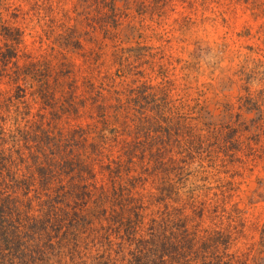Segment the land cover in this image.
Listing matches in <instances>:
<instances>
[{"label": "rangeland", "instance_id": "obj_1", "mask_svg": "<svg viewBox=\"0 0 264 264\" xmlns=\"http://www.w3.org/2000/svg\"><path fill=\"white\" fill-rule=\"evenodd\" d=\"M0 232V264H264V0H0Z\"/></svg>", "mask_w": 264, "mask_h": 264}, {"label": "trees", "instance_id": "obj_2", "mask_svg": "<svg viewBox=\"0 0 264 264\" xmlns=\"http://www.w3.org/2000/svg\"><path fill=\"white\" fill-rule=\"evenodd\" d=\"M163 98L165 99V95L163 96ZM163 99V100H164ZM163 102V101H162ZM162 106H164V104L162 105ZM162 106H159V107H162ZM133 148H131V146H127L126 148H125V152L124 153H122V154H124V155H126V156H128V160H127V162L128 163H131V158H132V153H134L135 151H136V149H138L137 147H135V146H132ZM160 156V155H159ZM159 158V157H158ZM156 164H155V166L152 168V173H154V170L155 171H157L158 169L160 170L161 168H162V164L160 163V162H155ZM158 164V165H157ZM157 165V166H156ZM108 166H110V165H108ZM117 167L119 168L120 167V165H117ZM118 173V171H116L115 172V174H117ZM151 173V172H150ZM168 188H163V192H162V200H164L165 198H171L172 196L174 197V198H178L179 197V194H178V187L177 188H174V186L173 187H171L170 185L169 186H167ZM104 188H102V190H103ZM161 201V200H160ZM0 235H3V233L1 234V232H0ZM138 246L139 247H141V246H143L142 244H138ZM139 252H142V250H140Z\"/></svg>", "mask_w": 264, "mask_h": 264}]
</instances>
